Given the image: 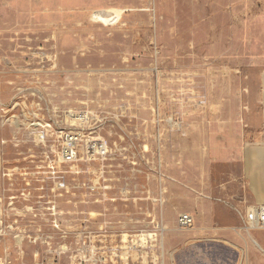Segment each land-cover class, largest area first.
Wrapping results in <instances>:
<instances>
[{
    "label": "rangeland",
    "instance_id": "374dc122",
    "mask_svg": "<svg viewBox=\"0 0 264 264\" xmlns=\"http://www.w3.org/2000/svg\"><path fill=\"white\" fill-rule=\"evenodd\" d=\"M263 71L264 0H0V264H264L204 171Z\"/></svg>",
    "mask_w": 264,
    "mask_h": 264
},
{
    "label": "crops",
    "instance_id": "0c3cea01",
    "mask_svg": "<svg viewBox=\"0 0 264 264\" xmlns=\"http://www.w3.org/2000/svg\"><path fill=\"white\" fill-rule=\"evenodd\" d=\"M258 91L259 117L257 126L252 130L248 139L235 148L223 147L213 154L210 161L206 160L204 171H225L228 179L220 185L222 197L221 208L224 211L225 223L223 233L229 236L233 222H238L239 211L247 205L264 204V71L261 73ZM215 166H219L215 167ZM207 216L212 215L211 209L203 210ZM210 214V215H209ZM255 232L249 231L246 237L247 245L249 242L264 246V236H258ZM253 250V247L251 248Z\"/></svg>",
    "mask_w": 264,
    "mask_h": 264
},
{
    "label": "built area",
    "instance_id": "2783aa9c",
    "mask_svg": "<svg viewBox=\"0 0 264 264\" xmlns=\"http://www.w3.org/2000/svg\"><path fill=\"white\" fill-rule=\"evenodd\" d=\"M101 148H105L101 144ZM68 160H74L77 153L74 150L66 151ZM241 218L247 230H264V204L248 205L241 213ZM179 225L183 228L190 227L194 224V216L191 213H182L179 216Z\"/></svg>",
    "mask_w": 264,
    "mask_h": 264
},
{
    "label": "bare ground",
    "instance_id": "6f19581e",
    "mask_svg": "<svg viewBox=\"0 0 264 264\" xmlns=\"http://www.w3.org/2000/svg\"><path fill=\"white\" fill-rule=\"evenodd\" d=\"M114 15H112V13L110 12H104L101 14V19L102 21H106V20H110Z\"/></svg>",
    "mask_w": 264,
    "mask_h": 264
}]
</instances>
